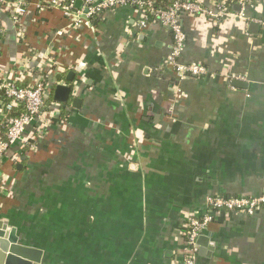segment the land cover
I'll return each mask as SVG.
<instances>
[{
    "label": "crops",
    "instance_id": "crops-1",
    "mask_svg": "<svg viewBox=\"0 0 264 264\" xmlns=\"http://www.w3.org/2000/svg\"><path fill=\"white\" fill-rule=\"evenodd\" d=\"M23 1L18 25L0 13V77L44 79L58 107L32 149L0 155V221L40 264H182L183 226L208 196L264 194V0L220 23L181 15L177 62L208 70L183 79L171 31L140 27L136 6L74 25L51 0ZM58 84L65 103L48 93ZM202 233L196 264H264V206L216 214Z\"/></svg>",
    "mask_w": 264,
    "mask_h": 264
},
{
    "label": "built area",
    "instance_id": "built-area-1",
    "mask_svg": "<svg viewBox=\"0 0 264 264\" xmlns=\"http://www.w3.org/2000/svg\"><path fill=\"white\" fill-rule=\"evenodd\" d=\"M75 0L60 2L51 0L48 7L58 8L72 24L78 25L82 20H91L94 16L119 6H136L142 12V19L138 24L145 27L150 19L154 18L166 26L172 33L171 53L167 63L174 69L177 76L199 77L205 75L208 70L203 65L181 64L177 62L185 41V35L180 26V17L183 14L209 16L217 23L230 17H244V10L252 6L253 0H218L213 3V8L206 7L199 0H173L165 6L156 5V0H81L82 5L77 8ZM239 6V11H231V5ZM42 6V5H39ZM10 11V19L16 25L21 16L27 13L23 0H0V13ZM0 31L1 28H0ZM44 79L35 85L20 86L16 80H8L0 77V90L3 99L0 103V118L4 128V137H0V155H7L10 148L17 145L21 152L32 149L35 137L39 136L49 124L58 106L47 103L45 96L48 90ZM33 126V135L26 134L30 124ZM205 209L199 217H192L183 226L186 252L182 264H196L198 254V237L208 225L214 221L215 215L221 212H244L252 214L258 208L264 206V194L255 197L247 196H222L210 195L204 203Z\"/></svg>",
    "mask_w": 264,
    "mask_h": 264
},
{
    "label": "water",
    "instance_id": "water-1",
    "mask_svg": "<svg viewBox=\"0 0 264 264\" xmlns=\"http://www.w3.org/2000/svg\"><path fill=\"white\" fill-rule=\"evenodd\" d=\"M71 72L67 76V80H71ZM238 84L240 82L236 81ZM48 92L52 93V99L58 102H67L71 95L70 86L62 84L51 87ZM48 95V97H49ZM79 101L74 99L73 105ZM203 233L198 237L199 251L205 246V238ZM42 251L36 248L33 243L27 244L23 242L14 228H8L7 225L0 221V264H40L42 262Z\"/></svg>",
    "mask_w": 264,
    "mask_h": 264
},
{
    "label": "trees",
    "instance_id": "trees-1",
    "mask_svg": "<svg viewBox=\"0 0 264 264\" xmlns=\"http://www.w3.org/2000/svg\"><path fill=\"white\" fill-rule=\"evenodd\" d=\"M156 5H158V2L156 1ZM205 68H206V66L205 65H203ZM23 154V153H22ZM24 155V154H23Z\"/></svg>",
    "mask_w": 264,
    "mask_h": 264
}]
</instances>
